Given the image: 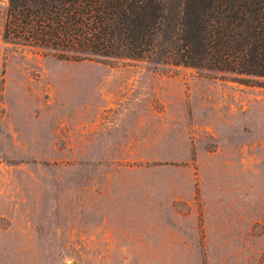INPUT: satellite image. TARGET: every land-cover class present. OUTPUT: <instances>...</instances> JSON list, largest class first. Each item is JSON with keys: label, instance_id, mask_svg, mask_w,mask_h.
<instances>
[{"label": "rangeland", "instance_id": "374dc122", "mask_svg": "<svg viewBox=\"0 0 264 264\" xmlns=\"http://www.w3.org/2000/svg\"><path fill=\"white\" fill-rule=\"evenodd\" d=\"M6 5L0 264L167 263L151 255V233H201L207 208L226 230L254 233L262 264L264 77L59 59L2 38ZM108 233L126 250L109 252Z\"/></svg>", "mask_w": 264, "mask_h": 264}, {"label": "trees", "instance_id": "16d2710c", "mask_svg": "<svg viewBox=\"0 0 264 264\" xmlns=\"http://www.w3.org/2000/svg\"><path fill=\"white\" fill-rule=\"evenodd\" d=\"M4 40L264 77V0H7Z\"/></svg>", "mask_w": 264, "mask_h": 264}, {"label": "crops", "instance_id": "0c3cea01", "mask_svg": "<svg viewBox=\"0 0 264 264\" xmlns=\"http://www.w3.org/2000/svg\"><path fill=\"white\" fill-rule=\"evenodd\" d=\"M219 208L222 209L223 206ZM213 209H204L201 233L196 227L193 231L180 229L161 233L152 232L151 255L165 257L168 260L167 263L161 264H201L199 243L201 237L206 264H255L254 233L226 230L228 228L224 225L229 223L230 219L221 216L220 212ZM116 236V233L105 235L109 240V252L126 250L121 243H112Z\"/></svg>", "mask_w": 264, "mask_h": 264}]
</instances>
